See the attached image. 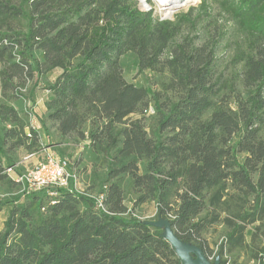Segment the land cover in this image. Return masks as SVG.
I'll list each match as a JSON object with an SVG mask.
<instances>
[{
	"label": "trees",
	"instance_id": "16d2710c",
	"mask_svg": "<svg viewBox=\"0 0 264 264\" xmlns=\"http://www.w3.org/2000/svg\"><path fill=\"white\" fill-rule=\"evenodd\" d=\"M213 1L236 24L228 77L216 40L184 35L211 23L208 0L174 20L138 0H0V180L24 186L12 154L42 144L15 102L54 74L40 122L63 140L88 139L108 169L97 194L106 210L73 182L23 191L0 233V264H183L160 220L220 264L243 253L264 264V0ZM129 54L139 74L159 76L156 89L126 77ZM146 204L152 220L136 215ZM215 225L227 230L216 253L204 236Z\"/></svg>",
	"mask_w": 264,
	"mask_h": 264
},
{
	"label": "rangeland",
	"instance_id": "374dc122",
	"mask_svg": "<svg viewBox=\"0 0 264 264\" xmlns=\"http://www.w3.org/2000/svg\"><path fill=\"white\" fill-rule=\"evenodd\" d=\"M204 0H198L194 4L174 12L170 17L163 16L157 11L156 0H148V6H143L141 2V9L143 11L154 10V15L158 18H164L174 20L177 15L186 14L192 11L193 16L198 15V10ZM210 2V12H212L211 23H202L198 25L195 30L187 28L184 35H189L190 37L197 38L198 43L204 42L207 38H211L217 41V58L219 61V72H224V76L228 77L234 72V67L232 65V58L234 54L235 40H236V24L233 20L226 14L221 13L218 5L213 0H208ZM124 72L126 77L137 84H144L153 86L154 89L157 88V81L159 76L156 74L146 71L139 74L137 71V66L132 54H129L123 59ZM55 74L48 76L38 83H36L37 78L31 80L28 83L27 91L25 92V98H20L15 102V106L21 110L29 111L32 123H34L39 128V134L41 136L40 142L45 146L51 147V149L57 154L68 157L72 163L73 168L78 172L79 186L81 192H89L93 196L97 195L102 186L105 184L107 166L100 160L96 158V155L90 151L87 147L89 141L76 140V136H71L69 139H62L59 132L57 131L56 125L52 121L46 120V124L43 125L40 121L41 118L46 119L48 113L46 101L48 100V95L45 93L44 89L47 88L48 84L54 80ZM2 100V94L0 91V101ZM153 113V110L150 111ZM138 115H133L132 118H137ZM146 126L149 127L152 124V120L147 118L145 120ZM26 150L23 148L17 149L13 152V159L18 162V169L21 175H27L34 168V164L37 160L25 161L24 156ZM75 162L79 163V169L75 165ZM19 176V175H18ZM17 176V177H18ZM24 186H12L7 180H0V200L3 202V210L0 212V233L4 231V222L7 219L11 209L14 204H21L25 197H22L20 201H17L19 196L23 195ZM131 206V203H127ZM156 208L154 204L143 205L136 215H138L142 220H152L155 216ZM226 228L222 225H215L210 228L208 232L205 233V237L208 239L211 249L217 252V244L221 241L226 233ZM250 232L248 233V236ZM250 238V236H249ZM234 264H257L256 261L251 260L247 257L245 253L241 254L238 258H234ZM213 258V257H212ZM208 257L209 261L214 262V258Z\"/></svg>",
	"mask_w": 264,
	"mask_h": 264
},
{
	"label": "built area",
	"instance_id": "2783aa9c",
	"mask_svg": "<svg viewBox=\"0 0 264 264\" xmlns=\"http://www.w3.org/2000/svg\"><path fill=\"white\" fill-rule=\"evenodd\" d=\"M24 160H37L33 170L27 175H19L17 178L19 182L24 184L26 193L39 192L49 187L71 188V182H73L72 189L81 192L79 175L77 170L73 168L70 159L57 154L51 147L42 144L38 152L26 154ZM11 170L12 168L7 169L8 172ZM93 197L97 200L99 208L106 210L103 203L104 195L100 194Z\"/></svg>",
	"mask_w": 264,
	"mask_h": 264
},
{
	"label": "water",
	"instance_id": "95a60500",
	"mask_svg": "<svg viewBox=\"0 0 264 264\" xmlns=\"http://www.w3.org/2000/svg\"><path fill=\"white\" fill-rule=\"evenodd\" d=\"M138 1L140 2V0ZM161 19H166V17ZM153 224L164 227L163 236L170 241L183 264H220L219 257H217L214 262H211L202 250L181 241L173 232L169 221L160 220L158 222H153Z\"/></svg>",
	"mask_w": 264,
	"mask_h": 264
},
{
	"label": "bare ground",
	"instance_id": "6f19581e",
	"mask_svg": "<svg viewBox=\"0 0 264 264\" xmlns=\"http://www.w3.org/2000/svg\"><path fill=\"white\" fill-rule=\"evenodd\" d=\"M198 0H156L157 2V11L160 12L163 16L170 17L174 12L184 9ZM143 6H148V0H140Z\"/></svg>",
	"mask_w": 264,
	"mask_h": 264
}]
</instances>
